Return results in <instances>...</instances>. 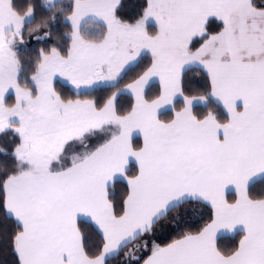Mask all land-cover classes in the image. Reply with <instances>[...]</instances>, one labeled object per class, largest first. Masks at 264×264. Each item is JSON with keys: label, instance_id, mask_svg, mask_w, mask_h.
Wrapping results in <instances>:
<instances>
[{"label": "snow or ice", "instance_id": "1", "mask_svg": "<svg viewBox=\"0 0 264 264\" xmlns=\"http://www.w3.org/2000/svg\"><path fill=\"white\" fill-rule=\"evenodd\" d=\"M37 7L0 0V264H264V0Z\"/></svg>", "mask_w": 264, "mask_h": 264}, {"label": "trees", "instance_id": "2", "mask_svg": "<svg viewBox=\"0 0 264 264\" xmlns=\"http://www.w3.org/2000/svg\"><path fill=\"white\" fill-rule=\"evenodd\" d=\"M37 3H38V7H37V13H36V20H37V22H39L40 19L42 18V16L44 15V12L39 7V0H37ZM53 42L54 41H49V44L45 45L44 43H37L35 41V42L31 43L28 46V51L32 52V54L35 55V50L36 49H38L39 47L50 46V44L53 43ZM206 219H207V217H205V220ZM203 222L204 221L201 220V221H199L196 224L190 225V227H192L193 230H195V228H198V227L202 226ZM178 235H179V232H174L170 236H167L166 238L158 239L156 242L163 245V244H166V243L170 242L171 239L175 238ZM239 238H240L239 236H236L234 239L222 240L221 241V247L226 248V249H230V248L234 247L236 243H238ZM138 242H142V241L141 240H136V241H132L130 244H128V246L125 247L115 259L110 261V264H124L125 254H126L125 251L129 247L135 246ZM147 254L148 253H143L142 258H146Z\"/></svg>", "mask_w": 264, "mask_h": 264}, {"label": "rangeland", "instance_id": "3", "mask_svg": "<svg viewBox=\"0 0 264 264\" xmlns=\"http://www.w3.org/2000/svg\"><path fill=\"white\" fill-rule=\"evenodd\" d=\"M26 40H28V46L31 44V43H33V42H35V39L33 38V37H28L27 35H26ZM27 46V47H28ZM142 242H138L135 246H133V248L129 251V253H134L135 255H143V253L144 252H142L141 250H139L138 248H137V246L139 245V244H141ZM135 262L133 261L132 262V264H134ZM124 264H125V261H124Z\"/></svg>", "mask_w": 264, "mask_h": 264}, {"label": "crops", "instance_id": "4", "mask_svg": "<svg viewBox=\"0 0 264 264\" xmlns=\"http://www.w3.org/2000/svg\"><path fill=\"white\" fill-rule=\"evenodd\" d=\"M131 243V242H130ZM129 243V244H130ZM133 247H129L126 251H125V253H129V251L132 249Z\"/></svg>", "mask_w": 264, "mask_h": 264}]
</instances>
